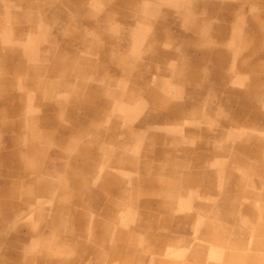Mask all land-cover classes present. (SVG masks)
I'll return each mask as SVG.
<instances>
[{"label": "rangeland", "instance_id": "1", "mask_svg": "<svg viewBox=\"0 0 264 264\" xmlns=\"http://www.w3.org/2000/svg\"><path fill=\"white\" fill-rule=\"evenodd\" d=\"M19 1L0 0L12 15V40L0 39L5 262L50 264L55 248L57 264H158L178 249L161 238L205 230L183 212L163 228L158 203L192 213L215 198L220 223L251 228L240 217L264 192V34L252 26L264 0H28L23 23ZM26 224L50 247L11 244ZM134 235L146 242L123 253Z\"/></svg>", "mask_w": 264, "mask_h": 264}, {"label": "bare ground", "instance_id": "2", "mask_svg": "<svg viewBox=\"0 0 264 264\" xmlns=\"http://www.w3.org/2000/svg\"><path fill=\"white\" fill-rule=\"evenodd\" d=\"M53 1V0H52ZM143 1H147V0H143ZM150 1V0H149ZM153 1V0H152ZM49 2H50V0H49ZM188 2V1H187ZM186 2V3H187ZM121 3V2H120ZM159 3H161V2H159ZM124 4V3H123ZM126 4V3H125ZM124 4V5H125ZM144 4V3H143ZM162 4H163V2H162ZM173 4V3H172ZM172 4H170V5H172ZM177 4V3H176ZM175 4V7L177 6ZM40 5V4H39ZM141 5H142V3H141ZM155 5V4H154ZM169 5V7H171ZM151 6V5H150ZM149 6V7H150ZM156 7V6H155ZM185 7V6H184ZM181 8H183V6H181ZM253 8V7H252ZM251 8V9H252ZM31 9V8H30ZM155 9V8H154ZM254 9V8H253ZM85 10V9H84ZM157 10H159V9H157ZM154 11V10H153ZM152 11V12H153ZM141 12V11H140ZM166 12V11H165ZM63 13V12H62ZM137 13V12H136ZM160 13V12H159ZM162 13V12H161ZM175 13V12H174ZM157 15V14H156ZM166 15V14H165ZM36 16V15H35ZM40 17V16H39ZM33 18V16L31 17V19ZM70 19V18H69ZM253 30L254 31H257V32H259V33H261V34H264V4L263 5H261V7H260V11H257L256 12V14L254 15V18H253ZM247 22V21H246ZM36 23H38V21H36ZM40 24V23H39ZM39 26V25H38ZM233 26V25H232ZM37 29V28H36ZM235 29V28H234ZM245 29V28H244ZM245 31H246V29H245ZM258 37V36H257ZM22 41V40H21ZM25 41V40H24ZM39 43V42H38ZM21 44H22V42H21ZM195 44V43H194ZM247 45V44H246ZM191 46V45H190ZM22 48H24V47H22ZM51 48V47H50ZM189 48V47H188ZM247 48H248V46H247ZM252 49V48H251ZM51 53V51H49L48 50V52H47V54L49 55ZM24 54V53H23ZM257 58V57H256ZM260 59V58H259ZM33 60V59H32ZM186 61V60H185ZM186 64V63H185ZM33 65H34V63H33ZM73 67V66H72ZM38 69V68H37ZM212 70V69H211ZM15 71V70H14ZM251 73L249 72V74L248 75H250ZM21 76H23V75H21ZM247 77V76H246ZM260 77V76H259ZM248 78V77H247ZM252 78V77H251ZM18 79V78H17ZM233 79V78H232ZM260 79V78H259ZM264 79V78H263ZM20 80H21V77H20ZM19 80V81H20ZM243 80V79H242ZM247 81V80H246ZM16 82H17V80H16ZM226 82V81H225ZM244 82V81H243ZM261 82V81H260ZM256 83H257V81H256ZM17 84V83H16ZM46 84V83H45ZM246 84V83H245ZM250 84V83H249ZM53 85V84H52ZM253 85H255V84H253ZM258 85V84H257ZM250 86V85H249ZM18 87V86H17ZM37 87V86H36ZM260 87V86H259ZM246 88V87H245ZM251 88H252V86H251ZM253 89V88H252ZM22 90V89H21ZM249 90H250V88H249ZM264 90V89H263ZM262 90V91H263ZM55 91V90H54ZM53 91V92H54ZM260 91V90H259ZM33 92V91H32ZM235 92V91H234ZM245 92V91H244ZM255 92V91H254ZM34 93V92H33ZM247 93H248V90H247ZM247 93H246V95H247ZM25 94V93H24ZM29 95H28V99H29ZM34 97V96H33ZM254 97V96H253ZM256 98V97H255ZM62 99V98H61ZM260 101V100H259ZM28 102V101H27ZM54 102V101H53ZM61 103H62V101H61ZM263 103V102H262ZM264 104V103H263ZM37 106V105H36ZM40 106V105H39ZM45 108V107H44ZM264 108V107H263ZM28 110L29 111H33V107H29L28 108ZM253 110V109H252ZM16 111V110H15ZM14 113V112H13ZM34 113V112H33ZM263 119H264V117H263ZM6 121H8V120H6ZM5 124V123H4ZM246 124V123H245ZM249 125V124H248ZM252 125V124H251ZM200 126V125H199ZM261 126V125H260ZM1 127V126H0ZM248 127V126H247ZM253 127V126H252ZM249 128V127H248ZM252 129V128H251ZM255 131V130H254ZM243 136V135H242ZM262 136V135H261ZM40 137V136H39ZM43 138V137H42ZM21 141V140H20ZM23 146V145H22ZM262 147H264V146H262ZM247 152V151H246ZM27 156V155H26ZM28 159V158H27ZM27 161L26 160H24V159H22V158H20V164L21 165H23L24 164V166L25 165H27V163H26ZM172 164H174V163H172ZM209 164V163H208ZM35 165V164H34ZM37 165V164H36ZM172 166V165H171ZM27 167V166H26ZM215 167V166H214ZM173 168H174V166H172V168H171V171H173ZM28 169V168H27ZM33 169V168H32ZM37 169H39L38 167H37ZM219 169H221V168H219ZM29 171V170H28ZM163 172V171H162ZM159 173V172H158ZM257 173H258V171H257ZM162 175V174H161ZM161 175H159L158 177H156V181L158 182V183H164L165 181H167V177L165 176V178L163 177V176H161ZM224 175V174H223ZM161 176V177H160ZM92 179V178H91ZM213 179H214V177H213ZM111 180V179H110ZM154 180V179H153ZM102 181V180H101ZM222 185H224V182L223 181H219ZM87 183V182H86ZM153 183V182H152ZM34 184H35V181H34ZM156 185H157V183H155ZM161 186V185H160ZM218 188V187H217ZM219 189H220V193H222L223 192V188L222 187H219ZM68 191V190H67ZM248 192V191H247ZM225 193V192H224ZM262 193V192H261ZM161 194V193H160ZM247 195V194H246ZM254 195V194H253ZM44 196V195H43ZM245 196V195H244ZM42 197V196H41ZM163 197V196H162ZM223 198H225V199H227V200H230V198H228V196H225V194L222 196ZM35 198H37V197H35ZM223 198H222V200H223ZM169 199V198H168ZM123 200V199H122ZM162 200H164V199H162ZM171 200V199H170ZM212 200H213V203H212V206H211V202H212ZM45 201V200H44ZM124 201H125V199L123 200V203H124ZM128 201V200H127ZM134 201V200H133ZM231 201V200H230ZM161 202V201H160ZM229 204V203H228ZM124 205V204H123ZM158 205H159V211H160V209H162L163 211H165V216L164 217H162V218H160L159 219V221H160V223H163V228L166 226V225H168V223L171 221V220H173V218H174V216L175 215H173V214H176L177 212H181V214H182V212H183V214H182V216H181V218L184 220V221H188L189 223H191V229H192V231H193V233H194V235L197 233V232H199L201 229H205L204 230V233H202V232H200V235L199 236H196L195 237V241L196 242H201V241H197L198 239H200V240H205V241H208L210 244H213V245H224L225 243H229V242H233V244H235V243H237L238 245L240 244V243H243L244 242V240H242L241 239V237H234V235H232L231 234V230L228 228V227H226L225 225L223 226V224L222 223H220L219 222V220H220V218L221 217H219V215H218V213L216 212V211H218L215 207H214V205H215V198H209V205H202L201 206V208H202V210H200V209H198L197 208V206L194 208V211L192 212V213H190V212H188L187 213V206H185V205H179V206H173V204L171 205V203H162V204H159L158 203ZM231 205V207H234L235 206V208H236V205L235 204H230ZM123 207V206H122ZM122 207L121 208H119L120 210H122ZM251 205L250 204H248V207H247V210H248V213H247V215L248 216H250V211H251ZM261 208V207H260ZM260 208H259V210L257 211V214H256V220H254V221H251V223H252V227L254 228V229H256V230H259L260 229V231H257V232H259L260 233V235H264V221L262 220V215H263V213H264V211L263 210H260ZM124 209V208H123ZM233 210V209H232ZM241 210V209H240ZM198 211V212H197ZM236 211V210H235ZM167 212H169L168 214H167ZM236 213V212H235ZM122 214V213H121ZM124 214V213H123ZM247 215H243V216H241L240 217V219L242 220V222H244L245 221V218H246V216ZM177 216V215H176ZM229 217V216H228ZM231 218V217H230ZM125 221H129V219H128V214H125V216H124V218H123ZM15 221H17V220H15ZM25 222V221H24ZM23 222V223H24ZM27 222V221H26ZM13 223H14V221H13ZM152 222L151 221H149V222H147V227L148 228H150L151 226H152V224H151ZM1 224H5V222H2ZM15 224V223H14ZM96 224H98V221H96ZM122 224L123 225H127L124 221L122 222ZM27 225V224H26ZM105 225V224H104ZM185 226V225H184ZM3 227H5V229L8 227L6 224L5 225H3ZM27 227H29V231H28V233L26 234V235H24V234H21V233H19V231L17 230V229H13V231H11L12 233H9L7 236H9L8 238H10V243L12 242V243H14L15 245H18L19 247H21L22 248V250H32V253H37V252H40L38 249H36V248H38V247H41V248H46V247H50V241L49 240H44L43 241V239H41V232H40V229H38L37 228V230H36V227L34 226L33 228H32V226L29 224V225H27ZM234 227V226H233ZM18 228H19V226H18ZM178 228H180V226L178 227ZM231 228V227H230ZM235 229H236V226L234 227ZM4 229V228H3ZM237 229H239L238 227H237ZM35 230H36V232H35ZM7 231H8V229L7 230H5V231H0V238H5L6 237V235L4 234L5 232L7 233ZM133 232V231H132ZM139 232V231H138ZM136 233V232H135ZM202 233V234H201ZM194 235H191V237H190V240L189 241H192V238L194 237ZM257 236V235H256ZM260 237V236H259ZM137 238H140V236L139 235H134V237L133 238H131V239H128V242H127V244L129 245L128 246V251H125V252H123V253H128V254H130V253H132V252H134V251H136V250H139L140 249V243H145L146 241L144 240V239H142V238H140V239H137ZM257 238V237H256ZM260 239V238H259ZM2 240V239H1ZM68 240H71V238H63L62 239V241H63V243H64V245H66L67 246V241ZM116 239H115V236H114V240H113V242L112 243H114V241H115ZM166 240H168L172 245H174L175 247H177L178 245H180V246H178V247H183L184 245H185V243H183V242H181V241H178V240H175L176 242H173V241H171V239H166ZM188 240V239H187ZM102 241V240H101ZM167 242V241H166ZM11 243V244H12ZM2 244V243H1ZM115 244V243H114ZM192 244H194V242L192 241ZM263 245V244H262ZM54 246V245H53ZM52 246V247H53ZM229 246V245H228ZM120 246L118 245V248H119ZM214 247V246H213ZM126 248V247H125ZM196 248V247H195ZM195 248H193V247H191L190 248V250H191V252H194L195 253ZM258 248V247H257ZM46 249H48V251L44 254V253H42V254H44L43 255V257L44 258H46L47 259V263H50V264H57V261L56 260H63V259H66V256H65V254H63L62 253V249H55V248H46ZM220 249V248H219ZM236 249V248H235ZM251 249V248H250ZM183 249H177V250H174L173 252H171V254H173V256H171V257H174V258H177V257H182V255H183ZM198 251V250H197ZM115 253L116 252H118V251H114ZM27 253H29V251H27L26 252V254ZM123 253H121L122 254V256L123 257H126V255L125 254H123ZM6 254H7V252H6V249H1L0 248V264H18L17 262H14V261H9V262H5V258H6ZM31 254V253H30ZM68 254V253H67ZM118 255H120V252H118L117 253ZM193 254V253H192ZM41 255V254H40ZM70 255V254H69ZM213 255H215V254H211V256H213ZM37 256H39V255H37ZM139 256V255H138ZM138 256H137V258H138ZM210 256V255H209ZM217 256H218V254L216 253V258H217ZM225 256H227L228 258H233V257H236V258H238L239 260H241V261H243V259H241L240 258V254H237V253H235V252H230L228 255H225ZM30 257V256H29ZM26 258V257H25ZM27 258H28V256H27ZM71 259V258H70ZM125 259V258H124ZM132 259H133V257H132ZM26 260V259H25ZM135 260H136V258H135ZM218 260V259H217ZM69 261V260H68ZM128 261V263H129V260H127ZM132 261V260H131ZM136 261H138V260H136ZM141 261V260H140ZM163 262H157L158 264H176L175 262V259H172V260H169V261H165V260H162ZM46 262V261H45ZM61 264H65L64 262H60ZM68 263V262H67ZM131 263V262H130ZM129 263V264H130ZM133 263H135V264H137L136 262H134V261H132V264ZM182 263V262H181ZM69 264V263H68ZM124 264V263H123ZM142 264V263H141ZM216 264V263H215Z\"/></svg>", "mask_w": 264, "mask_h": 264}, {"label": "crops", "instance_id": "3", "mask_svg": "<svg viewBox=\"0 0 264 264\" xmlns=\"http://www.w3.org/2000/svg\"><path fill=\"white\" fill-rule=\"evenodd\" d=\"M18 4L19 7L16 11V16L17 18H19V22L23 23V20L27 19V17H24L25 14L24 9L27 10L28 8H35L37 6L31 5L28 2V0H20ZM26 14L28 13L26 12ZM0 23L2 26L0 30L1 31L0 39L8 38L12 40V37L8 36V34L11 33L10 30H12L10 26V24L12 23V15L9 10L6 9L4 12L0 13ZM22 31L24 32L23 25L20 28V33ZM253 193L254 196H252L251 199L246 198L249 200H246V202L241 205L242 206L241 209H244L247 203H249L252 207V210L250 211L251 212L250 216L248 215L246 216V219L250 225H252L251 221L256 220V214L259 208L261 207L260 210L264 211V192L262 193L253 192ZM233 199H235L234 196ZM246 211L248 213V210ZM262 220L264 221V213L262 215ZM224 225H226L225 222L223 223V226ZM233 226L235 227L234 224L228 227L231 230V234L234 235V237L241 236V239L244 240V242L240 243L239 245L237 243L233 244L232 241L229 243H225L224 245L221 246L213 245L210 244L208 241L198 239L197 241H201V242L198 243L196 241H193L194 244L192 243L189 244L185 242L186 244L183 247H178L180 245L177 246V248L184 250L182 257H177V258L171 257L173 256V254H171V252L168 251L167 253L169 254L165 255L166 258L163 257L161 258V260L169 261L175 259L176 264H215V263L216 264H264V235H260V233L257 232L260 231V229L256 230L252 226L251 228L240 226L241 229H235ZM258 235H260V237ZM166 239L167 238H161L160 240L164 241ZM179 241L182 242V240ZM163 246L168 247L169 250L174 248V246H172L171 243H166V244L163 243ZM191 247L193 248L196 247L195 253L192 252L193 253V254L191 253L192 255L189 252ZM230 252H235L237 254H240L241 255L240 258L243 259V261L239 260L236 257L228 258L227 256H225L228 255ZM216 253L218 254L217 258H216ZM211 254H215V255L211 256Z\"/></svg>", "mask_w": 264, "mask_h": 264}]
</instances>
